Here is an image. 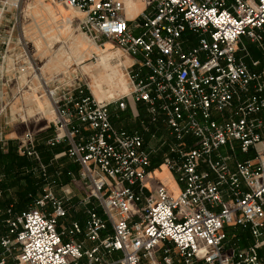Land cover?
<instances>
[{
  "label": "built area",
  "instance_id": "2783aa9c",
  "mask_svg": "<svg viewBox=\"0 0 264 264\" xmlns=\"http://www.w3.org/2000/svg\"><path fill=\"white\" fill-rule=\"evenodd\" d=\"M22 1L0 0L1 105L9 75L20 96L29 61L16 34ZM44 1L76 9L95 45L106 39L128 57L120 67L128 90L99 103L80 84L56 97L42 79L56 113L46 144H66L63 154L78 165L72 185L102 215L91 207L83 225L59 229L70 191L58 197L46 186L33 207L5 219L0 264L13 253L15 264H141L156 248L154 264H264V68L251 71L239 56L242 37L262 43L264 0H141L134 19L123 0ZM127 108L137 125H114L111 114ZM34 143L27 131L17 150L39 162ZM157 161L176 194L159 179L147 186ZM226 226L248 229L252 243L225 248Z\"/></svg>",
  "mask_w": 264,
  "mask_h": 264
},
{
  "label": "rangeland",
  "instance_id": "374dc122",
  "mask_svg": "<svg viewBox=\"0 0 264 264\" xmlns=\"http://www.w3.org/2000/svg\"><path fill=\"white\" fill-rule=\"evenodd\" d=\"M139 2L137 1L136 4ZM56 4L44 0H23L20 5L21 23L20 28L16 29V34L24 35L28 43L29 61H27L28 59L24 60V75L21 81V101L13 109L15 116H17L15 114L16 111L20 115L24 114L21 121L16 120V122H13L16 126H22L18 128L19 132L23 126L24 128L37 130L47 125L51 127L50 133L54 132L55 127L53 125L56 120V113L54 112L55 106L47 92L44 91L45 88L42 87L43 81L49 85V89L55 91L57 97L61 95V90L65 85L71 87L70 89H72V85L77 84L89 88L88 85L95 79H98L99 73L103 71L97 65V59L100 55L115 52L116 54L111 59L110 64L115 66V70H119L121 74V65H127L129 63L128 57L122 51H119L112 44L113 42L102 39L101 42L104 43L103 47H99L93 43L90 37L79 28L80 21L82 20V14L79 11L66 6L64 3ZM64 13L71 14L72 18L64 16ZM138 32L137 30L134 33L137 34ZM194 42L195 40L192 39L190 44H194ZM258 55L264 62V53L259 51ZM30 64L36 65L37 69H35L34 65L33 68L35 71L30 69ZM102 87L105 90L108 88L106 84H103ZM86 91L90 95L91 91ZM125 93L127 91L121 93L119 96ZM106 101L108 100H104L103 102ZM111 107L113 108V104ZM128 111L129 108L122 112H116L118 113V118L115 116L126 128L137 125L136 120L130 118L131 116H127ZM31 121L33 122L30 123ZM1 130H10V124L4 125L0 122ZM236 157L238 160H243L247 157H252V154L244 155L238 152ZM51 162L53 165L63 164L64 160L60 159ZM159 172L162 174L156 175ZM151 178L150 182H147L148 187L155 186L156 179L161 180V184L164 186L166 185L163 182L168 183L170 181L175 186L174 176L162 164L155 166L154 175ZM169 186L171 187V185ZM68 190L70 191V198L65 202L66 215L60 219L63 226L67 224L70 218L84 222L85 216L83 212L87 208L86 205L92 204L95 210L99 208L92 200L90 202H84L82 193L71 185L68 187ZM56 195L62 197V189H56ZM245 238V245L251 244L252 241L247 236ZM90 244V242H86V246H90ZM260 254L264 258V247L261 250L259 249Z\"/></svg>",
  "mask_w": 264,
  "mask_h": 264
},
{
  "label": "trees",
  "instance_id": "16d2710c",
  "mask_svg": "<svg viewBox=\"0 0 264 264\" xmlns=\"http://www.w3.org/2000/svg\"><path fill=\"white\" fill-rule=\"evenodd\" d=\"M129 114L130 111L127 116ZM111 122L117 126L122 125L113 114H111ZM48 136L40 140L39 162L25 154H20L12 143L7 144L4 151V146L0 142V209L2 211L0 218L3 222L8 217L33 207L43 195L45 186H49L56 194V189L61 190L71 182L73 177H76L78 165L66 155L57 159H63V164H52L51 160L56 154L66 149V144L47 145L46 140L50 137ZM40 163L46 167L44 175L39 170ZM156 163L159 164V161ZM7 209H10V213L6 212ZM224 233L225 238L233 234L236 240L243 241L240 246L245 245V236L251 240L248 229L239 226H226Z\"/></svg>",
  "mask_w": 264,
  "mask_h": 264
},
{
  "label": "crops",
  "instance_id": "0c3cea01",
  "mask_svg": "<svg viewBox=\"0 0 264 264\" xmlns=\"http://www.w3.org/2000/svg\"><path fill=\"white\" fill-rule=\"evenodd\" d=\"M126 1L127 0H123L124 2V5H125V9L129 8V7H126ZM135 2L137 1H140L139 3H137V7L135 10H133V14L128 17L126 15V10H125V15L127 16V18L129 19H134L137 17L138 13L140 12V10L143 8L144 4L141 0H133ZM262 36H263V40H262V43L259 45L257 43H253V42H250L246 37H242L241 38V42L239 44V47L243 48L242 51L239 52V56L241 58V60L244 62V64L247 66V68L251 71H260L264 68V62L259 58V51H262V53H264V27L262 28ZM252 61H258L259 64L258 65H252ZM23 75H24V70L19 74V80L23 78ZM9 77L11 78V81H10V87L5 91V94H4V100H3V103L4 105H1L0 104V122H2L4 125H9L10 124V130H1L0 133H1V137L2 139L0 138V142L2 143V145L4 146V151H6V145L9 144V143H12V145L15 146L16 148V151L17 150V141L18 139L27 131H30L34 134L35 136V143H34V149L39 157V146H41L40 144V140L41 139H44L45 136H51L52 133H50V129L51 127L49 125L47 126H44L43 128H40V129H37V130H34V129H31V128H23L21 129V131L19 132L18 131V128L22 127L21 125L20 126H16L13 124V122H16V120H20L24 117V114H18V112L16 111L15 114L17 116H15L13 114V109L16 108V106L20 103L21 101V94L20 96L16 95V85H15V81L14 79L16 78V76L14 75H9ZM20 97V98H19ZM6 108V109H5ZM8 110V111H7ZM130 111V110H129ZM128 111V113H129ZM9 116V118H8ZM130 117V114L128 115ZM131 118V117H130ZM33 121H31L30 123H32ZM29 123V124H30ZM33 126V124H31ZM30 125V126H31ZM33 128V127H32ZM49 130V131H48ZM5 131V132H4ZM48 136V137H49ZM44 144V142L42 143ZM64 154H63V151H61L60 153L56 154L54 156V159H52L51 161H55L57 159H59V157H63ZM40 160V158H39ZM162 173H156V175H160ZM173 175V174H172ZM149 178V176L147 177ZM168 179V178H167ZM169 180V179H168ZM161 181V180H160ZM163 182V181H162ZM167 189L173 193V194H176L178 192V189H179V186L177 185L176 186V183L174 181V184L175 186L173 185V182H168V183H165L163 182ZM72 186V183L70 182L67 185H65L64 187L62 188H65V187H69V186ZM171 185V187L169 186ZM173 186V187H172ZM61 188V189H62ZM75 188V187H74ZM76 189V188H75ZM175 191V192H174ZM87 208H85V211L83 212L84 213V216H85V219H86V211L87 209L91 208V207H94L92 206V204H88L86 205ZM85 206V207H86ZM98 211V213L100 215H102L100 209H96ZM66 215V214H65ZM64 218V217H63ZM62 219V218H61ZM84 219V221H85ZM73 221H77L75 219H72L70 218V220L67 222V224L65 226H63L61 224V221L59 220V229L60 228H64L66 226H69L71 222ZM79 224L83 225L84 222H80V221H77ZM235 227V226H233ZM238 227V226H237ZM109 231V230H108ZM6 232V225L5 223L2 221V219L0 218V236L3 235L4 233ZM246 234V233H245ZM244 235V233H243ZM250 235V234H249ZM75 240L76 241H82L84 240V237L82 234H79V235H76L75 237ZM251 238V236H250ZM251 241H252V238H251ZM86 242L88 241H85V245H86ZM241 243H243V241H238L234 238V235L231 234L230 236H228L227 238H225L224 240V246L225 248L227 247H234V248H242V247H245V246H248V245H243V246H240L242 245ZM252 243V242H251ZM91 245V244H90ZM237 245V246H236ZM172 248V247H171ZM263 248V247H262ZM173 250V249H172ZM261 250V249H260ZM161 249L160 248H156L154 249L151 254H150V257L149 259L148 258H143L142 261H141V264H154L156 262V260L160 259L161 257ZM173 254H174V250H173ZM174 256V255H173ZM261 256V254H260ZM120 257V254L119 253H113V258H119ZM262 257V256H261ZM262 259L264 260V258L262 257ZM6 264H15V260H14V253L10 256H7L6 258ZM178 264V263H177Z\"/></svg>",
  "mask_w": 264,
  "mask_h": 264
},
{
  "label": "bare ground",
  "instance_id": "6f19581e",
  "mask_svg": "<svg viewBox=\"0 0 264 264\" xmlns=\"http://www.w3.org/2000/svg\"><path fill=\"white\" fill-rule=\"evenodd\" d=\"M56 5H59V3H57ZM126 7H129L126 9V15L130 17L133 14V10L136 9L137 4L133 0H127ZM64 16L72 18V15L69 13H64ZM115 54V52L106 53L98 57L97 65L98 67H101L103 71L99 73L98 79H95L91 82V84L88 85L91 94L99 103H102L104 100L116 98L121 93H124L128 90L123 75L119 72V70H115V66L110 64V61L115 56ZM103 84L107 85L108 88L106 90L102 87Z\"/></svg>",
  "mask_w": 264,
  "mask_h": 264
},
{
  "label": "snow or ice",
  "instance_id": "6c2138e0",
  "mask_svg": "<svg viewBox=\"0 0 264 264\" xmlns=\"http://www.w3.org/2000/svg\"><path fill=\"white\" fill-rule=\"evenodd\" d=\"M121 29H123V26H121Z\"/></svg>",
  "mask_w": 264,
  "mask_h": 264
}]
</instances>
